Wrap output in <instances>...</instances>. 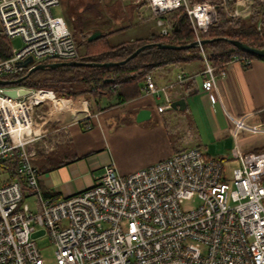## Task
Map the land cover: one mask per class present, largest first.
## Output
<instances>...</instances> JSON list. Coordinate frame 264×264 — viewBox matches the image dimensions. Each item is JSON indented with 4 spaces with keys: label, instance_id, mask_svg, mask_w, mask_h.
<instances>
[{
    "label": "built area",
    "instance_id": "built-area-1",
    "mask_svg": "<svg viewBox=\"0 0 264 264\" xmlns=\"http://www.w3.org/2000/svg\"><path fill=\"white\" fill-rule=\"evenodd\" d=\"M58 3L0 0V35L21 39L19 49L11 48V55L0 59V79H13L47 59L78 57L65 20L52 14ZM146 3L162 35L170 24L161 15L178 7L190 19L196 41L198 32L215 21V8L208 2ZM198 46L204 59L202 88L211 100L218 99L216 80L225 75L229 62L215 73ZM28 57L30 64H18ZM234 60L251 64L249 59ZM188 78L178 73L174 82L157 86L146 76L144 92L162 95L163 103L156 106L162 112L171 108V91ZM7 88L27 90L13 99L27 104L32 124L34 105L50 100L54 110H62L73 104L71 98L49 90L50 97H32L45 90L19 85H0V98L7 97ZM79 110L84 126L91 128L94 115L87 100ZM41 136L38 127L37 133H22L14 140L7 113L0 108V160H14L21 178L0 184V264H45L32 237L40 229L54 245L55 264H264V151L243 152L235 143L231 155L238 165L229 176L219 161L198 147L126 175L110 161L93 185L54 199L44 195L33 163L32 145ZM188 201L196 204L184 208L182 203Z\"/></svg>",
    "mask_w": 264,
    "mask_h": 264
},
{
    "label": "crops",
    "instance_id": "crops-1",
    "mask_svg": "<svg viewBox=\"0 0 264 264\" xmlns=\"http://www.w3.org/2000/svg\"><path fill=\"white\" fill-rule=\"evenodd\" d=\"M146 1L59 0L64 10L73 12L70 17L73 22L76 21L75 11L95 3L100 14L89 15L80 28L87 37L94 30H100L102 35L113 31L108 36L109 42L110 38L130 31L132 26L151 21L156 25ZM252 1L237 0L233 16L246 18L252 10ZM63 19L72 32L74 27L67 18ZM143 31L129 32L116 44L154 32ZM185 69L168 65L156 69L150 76L157 86L174 82L178 73L187 74L190 77L187 81L193 80L192 92L185 88V82L171 91L173 100L185 99V118L175 113L166 118V112L156 111V106L164 101L162 95L144 91L124 103H118L115 97L102 99L104 108L91 111L92 127L86 130L82 128L83 113L79 110L83 100L79 104L72 100V107L62 110H54L50 103H43L45 107L35 106L36 117L39 114L42 117L34 122L42 136L32 146L44 153L55 151L58 156L69 158L63 165L40 173L42 190L54 199L78 192L93 185L110 161L120 174L126 175L163 160L175 151L198 147L206 157L219 161L229 174L238 165L231 155L235 143L243 152L264 151V59H253L249 67L238 60L229 62L225 75L216 80L219 98L215 100L202 88L205 78L202 68L195 63ZM40 105L42 107L37 108ZM141 108L151 109V118L136 122L135 115ZM170 109L173 110H166ZM229 120H233L231 125ZM169 124L180 132L177 142L171 138ZM48 146L52 149L48 150ZM73 155L76 157L71 159Z\"/></svg>",
    "mask_w": 264,
    "mask_h": 264
},
{
    "label": "trees",
    "instance_id": "trees-1",
    "mask_svg": "<svg viewBox=\"0 0 264 264\" xmlns=\"http://www.w3.org/2000/svg\"><path fill=\"white\" fill-rule=\"evenodd\" d=\"M191 1L208 2L215 8V21L205 31L200 30L198 33L200 39L224 38L212 40L202 45L206 59L213 66L215 73H218L224 64L236 57L240 58V60L244 58L251 61L253 59H264V57L240 51L225 40H237L251 47L264 49V0H253L251 4L252 10L244 19L233 16L237 0ZM74 13L75 20L79 23L80 39L76 37L75 29L73 28L72 36L78 51V57L72 61L84 63L121 61L128 57L136 48L147 43L187 45L197 40L183 7H178L161 15L170 24L167 34L162 35L158 32H153L147 37L124 41L115 45L108 40V36L113 31L88 41L87 34L80 28L89 15L98 16L100 14L99 7L95 3L86 4L82 10ZM11 48L9 38L0 35V59H5L11 55ZM62 61L64 60L52 58L41 63L47 64ZM195 63L202 70L204 69V59L198 45L181 49L158 48L153 45L139 52L123 64L107 67L88 65L46 67L35 70L16 85L52 90L55 96L71 98L75 104H79L81 100H87L90 110L95 112L104 108L101 104L102 99L115 97L118 103H124L140 95L144 91L146 76H151L158 68L174 65L184 71L188 65ZM243 65L249 67L251 64ZM26 73L27 70H24L13 77V79L20 78ZM7 80H12V78L9 77ZM184 84L187 90L189 89L191 92L194 90L193 80H186ZM166 111L169 110L162 112ZM81 124L83 130H86L84 123L81 122ZM177 152L180 151H175V153ZM64 156L67 155L64 154ZM35 157L37 158L33 159V163L37 167L39 174L63 165L69 159L63 158L62 155L58 156L55 151L44 153L41 149L36 150ZM75 157L73 155L71 159ZM0 172L5 175L0 180V184L13 181L21 182V178L16 172V162L14 160H0ZM43 193L46 197L52 198L50 193L46 191H43Z\"/></svg>",
    "mask_w": 264,
    "mask_h": 264
},
{
    "label": "rangeland",
    "instance_id": "rangeland-1",
    "mask_svg": "<svg viewBox=\"0 0 264 264\" xmlns=\"http://www.w3.org/2000/svg\"><path fill=\"white\" fill-rule=\"evenodd\" d=\"M51 11H52V14H54V15H62L64 18H67L70 25L73 26L75 29L76 37L78 39H80L79 27H78L79 23H78V21H74V22L70 21V17L73 14V12H69V11L64 10L63 2H59L56 6L52 7ZM215 13H216V11H215ZM215 18H216V14H215ZM189 21H190V19H189ZM139 30H144L143 32H149V33L152 32V30H153L154 32L159 33V27L155 25L154 21H151V22H147L146 25L145 24H143V25L138 24L136 26H132L130 28V31H128V32L126 31L122 34H119L118 36L110 38V43L116 44L117 42L123 40L124 37L128 36L129 32H136ZM9 41H10L11 47L13 49H19L21 47V39L19 37L9 38ZM44 90L45 91L34 93L32 96H35V98L38 96L39 97L40 96L50 97L51 92H49V91H52V90H49V91H46L47 89H44ZM21 100H25V98H22ZM160 102H163V101L161 100ZM43 103H50L51 108H53V105H52L50 100H46ZM43 103H40V104H42L43 107H45V104H43ZM42 105H40L37 108H41ZM35 106H37V105L33 106V111H32V117H33V123L34 124H35L34 119L37 120V119H40L42 117V116H40V114H39V116L36 117V115H35L36 113L34 111ZM24 107H25V109L22 110V108H24ZM0 108H2L3 110L6 111L9 123L11 125V129L14 130L15 133H18L21 135L23 132H25V133H37L38 132V126L31 123V119L27 113V104L25 102L18 101L16 99L5 96V97L0 98ZM173 113H175L176 115H178L179 117H182V118L186 117V115L184 114L183 111L180 112V111L169 110V111H166V113H165L166 118H170L173 115ZM169 125H170L169 131H170L171 138L173 139L174 142H177V137H178L180 132L176 131V129L171 124H169ZM42 145L43 144H41L40 147H42ZM228 170L230 171V168ZM225 173L227 174V176H229V174H230V173L228 174L227 172H225ZM4 177H5V175L0 172V180L3 179ZM195 204H196L195 201H192V202L188 201V202H183L182 206L184 208H189ZM32 237L36 241V244H37V247L39 250V254H40V257L43 260V262L45 264H55V255H54L55 248H54V245L48 239L45 230L40 229V230L34 232L32 234Z\"/></svg>",
    "mask_w": 264,
    "mask_h": 264
},
{
    "label": "water",
    "instance_id": "water-1",
    "mask_svg": "<svg viewBox=\"0 0 264 264\" xmlns=\"http://www.w3.org/2000/svg\"><path fill=\"white\" fill-rule=\"evenodd\" d=\"M102 35V32L100 30H94L90 35H88L87 40L91 41L94 39L99 38ZM218 39H224V38H213V39H200L199 41H195L194 43H190L187 45H174V44H167V43H147L144 45L139 46L138 48H136L128 57H126L125 59L121 60V61H115V62H103V63H84V62H80V61H62V62H55V63H36L34 65H32L28 70L27 73L17 79H12V80H4V79H0V85L2 86H10V85H16L18 83H20L23 79H25L28 75H30L32 72H34L35 70L38 69H44L46 67H50V68H55L57 66H61V65H88V66H115V65H119V64H123L125 62H127L129 59L133 58L134 56H136L139 52L143 51L146 48L152 47L153 45H156L158 48H166V49H181L184 47H188V46H194V45H204L205 43L212 41V40H218ZM228 42H230L232 45H234L237 49H239L240 51L252 54V55H256L259 57H264V49H259V48H255V47H251L243 42L237 41V40H228L225 39ZM32 62V58L28 57L25 60L19 61L18 64L21 66H27L28 64H30ZM4 94H6L9 97L12 98H16L18 95H24L27 93L26 89L23 88H19V89H14V88H7L4 89ZM171 108L173 110H178V111H183L186 108V102L184 98H178L175 99L171 102L170 104ZM152 115V111L149 108H141L137 111L136 115H135V121L136 122H143L146 120H149L151 118Z\"/></svg>",
    "mask_w": 264,
    "mask_h": 264
},
{
    "label": "bare ground",
    "instance_id": "bare-ground-1",
    "mask_svg": "<svg viewBox=\"0 0 264 264\" xmlns=\"http://www.w3.org/2000/svg\"><path fill=\"white\" fill-rule=\"evenodd\" d=\"M47 97V96H46ZM2 109V108H1ZM3 110V109H2ZM5 113H6V111L5 110H3ZM7 118H8V116H7ZM8 127H9V129H10V131H11V134H12V137L14 138V140H18V138H20V134H18V133H15V131L14 130H12L11 129V125H10V123H9V120H8ZM25 132H23V134H24Z\"/></svg>",
    "mask_w": 264,
    "mask_h": 264
}]
</instances>
